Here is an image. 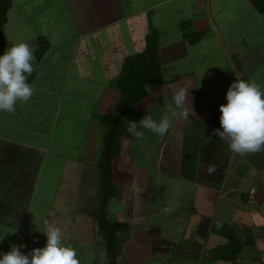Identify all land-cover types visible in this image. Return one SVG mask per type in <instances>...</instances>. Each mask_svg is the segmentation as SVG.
I'll return each instance as SVG.
<instances>
[{"label":"crops","instance_id":"1","mask_svg":"<svg viewBox=\"0 0 264 264\" xmlns=\"http://www.w3.org/2000/svg\"><path fill=\"white\" fill-rule=\"evenodd\" d=\"M12 19L34 56L40 39L49 49L33 96L0 125V252L43 247L50 224L79 264H110L97 220L105 121L126 61L155 33L162 84L147 87L139 121H159L181 87L189 116L166 136L137 121L143 136L122 141L112 200L123 207L107 219L130 227L117 264H264V152L242 157L213 134L233 81L264 83V0H13L5 31Z\"/></svg>","mask_w":264,"mask_h":264},{"label":"clouds","instance_id":"2","mask_svg":"<svg viewBox=\"0 0 264 264\" xmlns=\"http://www.w3.org/2000/svg\"><path fill=\"white\" fill-rule=\"evenodd\" d=\"M35 57L26 43L14 45L0 55V111L13 112L17 101L26 103L33 96L34 89L28 77L34 72ZM190 88L181 87L173 95L167 114L159 121L147 116L139 121V128L158 136H166L173 127V120L187 119L184 109ZM178 111H173L172 106ZM220 128L214 135L224 141L228 149L240 156L264 152V91L251 81L236 79L226 92V103L219 107ZM128 132L141 138L138 123L130 121ZM214 170V169H211ZM46 243L33 248L28 254L21 246H12L10 251L0 252V264H79L75 249L65 246L59 227L46 224Z\"/></svg>","mask_w":264,"mask_h":264},{"label":"trees","instance_id":"3","mask_svg":"<svg viewBox=\"0 0 264 264\" xmlns=\"http://www.w3.org/2000/svg\"><path fill=\"white\" fill-rule=\"evenodd\" d=\"M12 2L11 0H0V49L4 50L5 48V26L7 23V14L11 9ZM49 49V45L46 43V40L40 39L39 42V50L34 56L35 59L33 61L34 72L31 76L28 77V83L30 84L38 73V66L45 54ZM160 50L157 42V37L155 33L149 38V46L148 50L141 56H134L129 58L123 68V72L121 76L117 79L115 83V88L120 94V101L116 107L115 117L113 122L107 125V131L105 134L106 137V147L104 150V156L102 159V167L101 173L104 170L106 164V148L108 138L112 129V126L116 119L119 117L114 141L111 150V160L112 164L109 170V185H110V195L109 201L115 198L116 193L118 192V188L114 183V174L116 171L115 160L120 157L122 152V141L126 138L130 139L132 135L130 133L125 132V124L130 121H139L142 117V111L138 109L139 104L143 101L147 96V87L150 85H160L162 81L160 79V73L162 69V63L160 60ZM93 118L96 121H100L103 119L97 113L93 114ZM105 121V120H104ZM104 191V183L102 179V189L100 190L101 194ZM108 206V204H107ZM106 214V213H105ZM97 217L99 219V210L97 213ZM106 230L112 240L115 256H117L122 252L120 248V241L118 239L119 235L122 232L130 231V227L128 224L124 223H112L109 222L106 218L105 221Z\"/></svg>","mask_w":264,"mask_h":264},{"label":"water","instance_id":"4","mask_svg":"<svg viewBox=\"0 0 264 264\" xmlns=\"http://www.w3.org/2000/svg\"><path fill=\"white\" fill-rule=\"evenodd\" d=\"M3 50L0 49V55H2ZM119 117L117 118V120L114 122L113 127L111 129L109 138H108V142H107V148H106V164L104 167V170L102 172V179H103V183H104V191H103V195L101 197L100 200V204H99V219H98V223H99V229L100 232L104 238V241L106 243L108 252H109V259H110V264H117V259L115 256V251H114V246L112 243V240L106 230V225H105V221H106V206L109 200V195H110V185H109V179H108V175H109V170L112 164V160H111V150H112V145H113V141H114V135H115V129L118 123ZM260 235H264V232H257L254 234L255 238L261 237Z\"/></svg>","mask_w":264,"mask_h":264},{"label":"rangeland","instance_id":"5","mask_svg":"<svg viewBox=\"0 0 264 264\" xmlns=\"http://www.w3.org/2000/svg\"><path fill=\"white\" fill-rule=\"evenodd\" d=\"M142 1L143 0H138V3H139V5L140 4H142ZM11 2H13V0H11ZM58 9H60V11L62 12V6L59 8L58 7ZM69 21L70 20H68V22H67V24L69 25ZM67 27V26H66ZM69 27H71V26H69ZM6 28V27H5ZM16 28V29H15ZM19 29H21V28H19ZM5 32V35H6V33L12 38H10L9 40H10V44H11V46L10 47H12V46H14V45H17V44H20V41H24V38H19V35H18V28H17V26H14V21H13V19H12V21L10 22V24H9V26H8V28H7V31H4ZM63 35L64 36H70L71 35V31L70 30H66L64 33H63ZM10 47H8V48H10ZM32 48V47H31ZM173 72V71H172ZM246 81H249V80H246ZM257 85L260 87V89H261V91H264V83L263 82H257ZM70 97H72V96H70ZM17 103H19V101H17ZM16 103V104H17ZM82 108V107H81ZM1 112H2V116H3V113H4V111H0V125L2 126L3 125V122H4V116L2 117L1 116ZM12 114V113H11ZM99 115V114H98ZM117 120V119H116ZM99 122H104V118L103 119H101ZM105 123H106V125H108L109 123H110V121H108V122H106L105 121ZM113 127V126H112ZM0 130H1V127H0ZM55 150H57V149H55ZM52 186H54V189L55 188H57V186L59 185H57V180L56 179H54V181H52ZM102 195L103 194H101V192L99 193V195H98V199H99V204H100V200H101V197H102ZM55 201V199H54V196H52L51 197V199L49 200L48 199V201H47V203L49 202V203H51V202H54ZM123 206H121V205H118L114 200H112V201H109V203H108V206L106 207V218L107 219H116L117 218V216L115 215V213L114 212H116V211H121V209H119V208H122ZM117 209H119V210H117ZM121 218V217H120ZM119 219V218H118ZM117 219V220H118ZM97 220H98V217H97ZM121 222H123V219H122V221ZM125 222V221H124ZM98 232H99V229H98ZM7 234V231L5 230V229H0V242H1V239H2V237L3 236H5ZM104 240V238H103V236H102V241ZM105 243V242H104ZM239 246L240 245H237L236 243H234L233 244V246H232V248L233 249H235V248H239ZM0 247H3V245H2V243H0ZM226 249H228V248H224V251L226 252L227 250ZM4 253H6V252H4ZM107 257L109 258V253H107ZM155 262H153V264H154ZM146 264H150V260L148 261V262H146ZM207 264H209V263H207ZM258 264H261L260 262L258 263Z\"/></svg>","mask_w":264,"mask_h":264}]
</instances>
